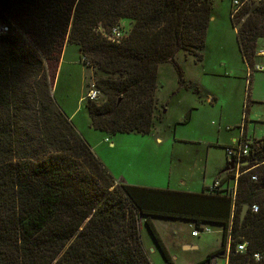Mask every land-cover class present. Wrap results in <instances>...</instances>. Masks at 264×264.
Returning a JSON list of instances; mask_svg holds the SVG:
<instances>
[{"label": "trees", "instance_id": "16d2710c", "mask_svg": "<svg viewBox=\"0 0 264 264\" xmlns=\"http://www.w3.org/2000/svg\"><path fill=\"white\" fill-rule=\"evenodd\" d=\"M213 1L0 0V20L8 27L0 33V264H152L140 216L166 264L173 258L152 216L192 220L196 227L223 225L221 246L196 264L224 251L229 235V264H264V137L257 157L241 167L261 163L259 180L241 174L235 195L228 163L216 177L224 184L217 190L119 183L52 92L64 47L75 43L81 61L103 72L96 71L94 80L105 100H85L92 126L108 134L150 133L163 119L159 65L173 63L184 83L176 55L182 50L203 59ZM240 2L230 18L250 68V86L258 40L264 37V0ZM124 17L133 20L126 38L113 42L103 36L100 24L108 29ZM245 203L259 210L249 208L241 219ZM114 222L129 241L112 243ZM243 240L246 252L237 251ZM253 252L262 254L260 262Z\"/></svg>", "mask_w": 264, "mask_h": 264}, {"label": "rangeland", "instance_id": "374dc122", "mask_svg": "<svg viewBox=\"0 0 264 264\" xmlns=\"http://www.w3.org/2000/svg\"><path fill=\"white\" fill-rule=\"evenodd\" d=\"M231 8H234L232 0L231 6L229 0L213 1L202 60L198 61L195 56L186 55L182 50L177 53L176 60L183 71L184 83L179 81L178 71L171 62L159 65L157 75V98L159 105H163V119L161 123H158L164 129L162 133L164 135L165 131L171 129L172 137L176 138L175 142L180 143L176 149L186 152H190L189 145L196 142L212 143L207 159L205 157L206 160L202 161V166H206L205 171L209 179L217 168L219 171L227 165L226 146L233 145V138L239 133L238 126L242 121L239 116L242 110L245 111L247 104L249 108L245 128L248 137H264V100L255 102L252 99L253 83L256 77L264 78V73L254 70L252 83L248 86V80L246 83V77L249 76L247 75L248 67L240 55L236 30L230 18ZM120 23L124 30L130 31L133 20L124 17ZM262 41L260 40V43ZM60 69L57 71V77L53 79L55 81H52L55 100L70 116L77 130L84 137L85 133L88 134L95 142L94 144L99 146L96 149L89 141L92 149L105 165V161L100 157L103 153L115 157L120 166V172L128 174L127 170H130L138 174L134 176L139 177L141 182L156 185L161 183L163 186L169 181V169L172 166L173 171L170 175L172 186L188 188L192 185L190 166H180L176 159L173 161L172 142L159 143L156 139L159 132L107 134L92 126L85 105L86 99L83 97L91 84L95 82L94 73L98 71L102 74L103 72L95 66L88 67L81 61L77 44H68ZM260 89L264 93V86ZM209 95L214 98L207 101ZM161 109L162 107L159 111ZM221 114L224 118L222 120H220ZM242 117L244 121V116ZM219 122L224 127L220 128ZM226 125L231 126L232 129L226 130ZM105 136L110 141L114 140L116 146L113 147L105 141ZM124 165L126 169H123ZM112 172L117 178L118 173H115L114 169ZM183 176L187 184L179 183V179ZM143 218L140 216L138 227L144 249L152 264H166ZM155 224L163 235L162 238L165 239L173 264L196 263L207 252L222 244V233L215 225L212 226V232H201L199 236H192V226L181 219L157 218ZM111 233L112 243L119 244L121 241L130 240L127 231L117 222H114ZM186 239L199 244V247L185 249L181 240Z\"/></svg>", "mask_w": 264, "mask_h": 264}, {"label": "crops", "instance_id": "0c3cea01", "mask_svg": "<svg viewBox=\"0 0 264 264\" xmlns=\"http://www.w3.org/2000/svg\"><path fill=\"white\" fill-rule=\"evenodd\" d=\"M229 2H230V6H231V1L229 0ZM235 30H236V28H235ZM260 40L261 41L263 40V41L260 43ZM68 44L69 43H67L65 45V47H64V51H63V54H62L58 69H60V66L62 65V63L64 61V58H65V55H66V50L68 48ZM240 55L242 56L241 52H240ZM242 59H243V57H242ZM247 67H248V71H247V75H248V73H249L248 64H247ZM254 70L255 71H261L262 73H264V37H262V38H260L258 40V48H257V55L255 57V69ZM246 83H247V77H246ZM263 86H264V78H262V77L261 78H257L256 77L255 83H253V87H252V99H253V101L257 102V101L264 100V93L261 91L262 89H260ZM85 97H86V95L83 98L86 99ZM213 98H214V96L209 95L207 97V101H209L210 99H213ZM242 116H244L243 110H242L241 116H239L241 118V120H242L241 123L238 126L239 127V133L237 134V136H234V138H233L234 140L232 141L233 142L232 144L237 143L240 140V138L242 137L244 131H246L245 124H244ZM222 119H224L223 118V114L220 115V120H222ZM161 122L162 121H157L156 122V125L153 127V129L150 132V134L153 131L159 132V134L156 137V139L161 144L166 143L168 141L172 142L173 161H175V159H176L177 163L180 164V166H184V167L190 166L189 171H190V176L192 177L193 183H191L192 185L189 186L188 188H177V187L171 185V176L170 175L172 174V171H173V167L172 166L169 169V176H168V180L169 181H168L167 185L163 186V184H161V183L156 185V184H149V183L141 182L139 180V177H135L134 176V174H137V173L136 172H131L130 170H127L128 174H124L123 172H120V166L118 165V162L115 159V157L112 156V155H106L105 153H103V154H101L100 157L105 161L107 168L109 169V171L112 174H113V172H112L113 169H114L115 173H118L116 181L119 182V183L132 184V185H137V186H142V187L172 189V190L187 191V192H201L203 189H205L206 187L210 186L213 183L214 179L217 177L219 172L222 170L221 169V170L218 171V168H217V171L213 172L214 174L212 175V178L209 179L208 176L206 175V171H205L206 166H202L203 159H205V157L207 159V157H208V155L210 153V147H211L212 143H208V144H202L201 143L200 144L199 142H196L193 145H189L188 151H190V152H186L185 150L176 149V146H178L180 143H176L175 142L176 138L174 136L172 137V135H171L172 134V130L171 129L165 131V134L163 135L162 132H163L164 129H162V127L158 124V123H161ZM219 127L222 128V127H224V125H222V123L219 122ZM225 129L226 130L227 129L230 130V129H232V127L229 126V125H226ZM101 131H103V130H101ZM103 132H105V131H103ZM134 133H138V132H134ZM246 136L248 137L247 133H246ZM85 137L87 138L88 141L92 142L93 144L95 143V142H93V140H91L90 136L88 134H86V133H85ZM250 138H255V137L250 136ZM100 141L103 142L104 140L103 141L100 140ZM105 141L109 142V144L111 146H113V147L116 146V142L114 140L110 141V139L107 136H105ZM94 146L96 147V149H98V147H99L97 144H94ZM130 164L131 163H129V165ZM123 169H126L125 165H124ZM195 180H197V181H195ZM179 183L180 184H187L186 178L184 176L181 177L179 179ZM206 191L208 192V190H206ZM157 218H167V219H175V220L181 219V220H184V221L188 222V224H190V226H192V228L194 227V224H195L194 221L183 219V218H172V217H165V216H152V221L154 222V224H155V219H157ZM203 225H205L206 227L210 228L211 229L210 232L213 231V228H212L213 225H215L217 228H219V229H217L219 232H221V233L223 232V225L220 224V223L203 222ZM158 231L160 232L159 229H158ZM192 231H191V235L192 236H199L200 235V234L199 235H193ZM202 232H206V231H202ZM160 234H161V232H160ZM161 236H163V235L161 234ZM163 240H165V239L163 238ZM181 243H182V246L185 249H193V248H198L199 247V244L193 243V242H191L190 240H187V239L184 240V241L181 240ZM217 248H219V246L214 248V249H212V250H210L209 252H207V254L202 259H204L208 255V253H210L211 251H213V250H215ZM202 259H200V260H202ZM200 260H198V261H200ZM198 261H196V262H198ZM191 264H193V263H191Z\"/></svg>", "mask_w": 264, "mask_h": 264}, {"label": "built area", "instance_id": "2783aa9c", "mask_svg": "<svg viewBox=\"0 0 264 264\" xmlns=\"http://www.w3.org/2000/svg\"><path fill=\"white\" fill-rule=\"evenodd\" d=\"M233 5L236 11L241 5L240 0H233ZM99 29L104 37H106L108 40L113 42H120L129 35V31L124 30L120 22L112 25L108 29H106L104 26L100 24ZM7 30L8 27L1 22L0 33L6 32ZM85 98L100 103L105 100L106 95L96 85V83L93 82L91 86L88 88ZM262 142L263 141L261 138H250L246 136L240 139L237 143L226 146L228 168L225 171L226 174L234 173V177L229 180L233 182L232 190L234 195L236 194L238 177L241 174L250 173L251 180L253 181L259 180V175L256 168L261 163H257L252 166L246 167L244 170H241V167L247 166L253 158L257 157L258 150L260 149ZM230 162H233V165H230ZM222 178L223 177L216 178V180L210 185V189L217 190L223 188L224 184L223 182H221ZM250 209L253 212H257L259 210V206L257 204H253L252 206H250ZM202 231L210 232L211 229L206 227L202 223L199 227H196L194 225L192 233L193 235H199ZM231 242H232V238L231 235H229L227 248L222 252L210 256L204 264H229ZM247 246H248V242L246 240L239 241L236 244V250L240 252H246ZM252 257L256 262H260L263 258L260 252H253Z\"/></svg>", "mask_w": 264, "mask_h": 264}, {"label": "water", "instance_id": "95a60500", "mask_svg": "<svg viewBox=\"0 0 264 264\" xmlns=\"http://www.w3.org/2000/svg\"><path fill=\"white\" fill-rule=\"evenodd\" d=\"M0 24H1V22H0ZM230 165H233V162H230ZM227 168H228V166H227ZM249 208H250L249 204H247V203L243 204L242 210H241V215H240L241 219L244 218V216L248 212Z\"/></svg>", "mask_w": 264, "mask_h": 264}]
</instances>
